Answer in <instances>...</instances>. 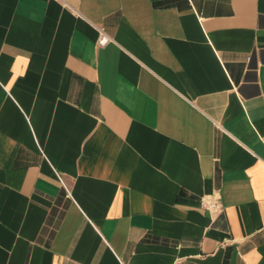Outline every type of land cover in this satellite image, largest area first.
Masks as SVG:
<instances>
[{
	"label": "crops",
	"instance_id": "1",
	"mask_svg": "<svg viewBox=\"0 0 264 264\" xmlns=\"http://www.w3.org/2000/svg\"><path fill=\"white\" fill-rule=\"evenodd\" d=\"M0 264H264V0H0Z\"/></svg>",
	"mask_w": 264,
	"mask_h": 264
},
{
	"label": "built area",
	"instance_id": "2",
	"mask_svg": "<svg viewBox=\"0 0 264 264\" xmlns=\"http://www.w3.org/2000/svg\"><path fill=\"white\" fill-rule=\"evenodd\" d=\"M107 40V37L103 32L99 33V37L97 39L98 43H104ZM199 205L203 208L208 209L209 211H214L218 209L219 204L215 200L206 199L202 196L199 197Z\"/></svg>",
	"mask_w": 264,
	"mask_h": 264
}]
</instances>
